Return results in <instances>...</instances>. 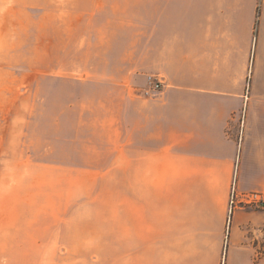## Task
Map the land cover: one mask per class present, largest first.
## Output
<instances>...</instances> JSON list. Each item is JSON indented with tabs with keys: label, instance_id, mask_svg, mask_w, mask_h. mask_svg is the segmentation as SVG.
<instances>
[{
	"label": "rangeland",
	"instance_id": "rangeland-1",
	"mask_svg": "<svg viewBox=\"0 0 264 264\" xmlns=\"http://www.w3.org/2000/svg\"><path fill=\"white\" fill-rule=\"evenodd\" d=\"M251 1L225 7L238 10V21L254 19L253 49L261 0ZM205 3L209 1L0 0V219L22 201L49 202L58 213L82 219L84 237L95 240L101 234L105 246L99 252L104 264H112L119 247L112 244L117 208L122 221L137 219L141 228L144 212L181 206L188 217L208 212L213 222L225 221L226 234L238 223L250 224L241 226L236 241L225 239L220 264H226L230 248L243 245L256 249V262L264 255V209L238 205L230 212L236 179L211 183L214 190L210 183H199L193 192L195 183L136 180L138 167L112 164L122 127L120 105L127 104L131 88L124 83L148 81L160 64V51L151 46L155 36L175 38L178 24L192 20L194 13L224 12V6ZM114 117L112 134L102 121ZM236 189L245 193L237 183ZM28 195L40 197L22 198ZM1 228L6 236L8 229ZM132 247L144 253V246Z\"/></svg>",
	"mask_w": 264,
	"mask_h": 264
},
{
	"label": "crops",
	"instance_id": "crops-1",
	"mask_svg": "<svg viewBox=\"0 0 264 264\" xmlns=\"http://www.w3.org/2000/svg\"><path fill=\"white\" fill-rule=\"evenodd\" d=\"M208 1L209 6H224V12L194 13L192 20L178 24L175 38L151 39L160 51V64L150 72L163 82L158 97L147 94V79L124 83L131 88L127 104L120 105L123 129L118 130L112 164L138 167L136 180L195 183L193 192L199 183H210L214 190L211 183L234 179L240 191L264 192V0L253 49L254 19L238 21V10L225 7L253 2ZM115 119L102 121L112 134ZM161 209L144 212L141 228L137 219L122 221V210L116 209L112 244L119 247L112 264H220L225 239L236 241L241 226H250L238 223L226 234L225 221L213 222L208 212L188 217L181 206ZM14 210L0 219L1 229H8L6 236L0 234V264L105 263L99 252L104 237L99 239L98 232L95 240L84 237L82 219L74 221L36 199L22 201ZM134 243L145 247L143 254L134 251ZM256 254L248 245L230 248L225 263L264 264V255L256 262Z\"/></svg>",
	"mask_w": 264,
	"mask_h": 264
},
{
	"label": "built area",
	"instance_id": "built-area-1",
	"mask_svg": "<svg viewBox=\"0 0 264 264\" xmlns=\"http://www.w3.org/2000/svg\"><path fill=\"white\" fill-rule=\"evenodd\" d=\"M163 82L161 79L150 76L148 77L147 94H155L162 90ZM236 182V181H235ZM232 187L230 196L229 209L232 212L238 205L244 208L264 209V192L254 191L248 193H239L236 189V183Z\"/></svg>",
	"mask_w": 264,
	"mask_h": 264
}]
</instances>
